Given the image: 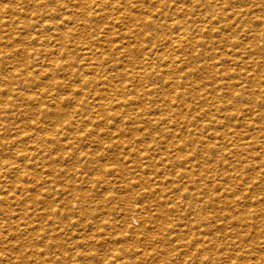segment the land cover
<instances>
[{"label":"rangeland","instance_id":"rangeland-1","mask_svg":"<svg viewBox=\"0 0 264 264\" xmlns=\"http://www.w3.org/2000/svg\"><path fill=\"white\" fill-rule=\"evenodd\" d=\"M209 1L0 0V264H264V0Z\"/></svg>","mask_w":264,"mask_h":264},{"label":"bare ground","instance_id":"bare-ground-1","mask_svg":"<svg viewBox=\"0 0 264 264\" xmlns=\"http://www.w3.org/2000/svg\"><path fill=\"white\" fill-rule=\"evenodd\" d=\"M226 3H227V1H226ZM215 4L216 3H212V2H208V7H211V8H214V9H216V12L214 13V14H211L210 16H213V17H216L217 16V14L219 13V16L220 17H222L223 16V14H225V13H223L224 12V0H218L217 1V7L215 6ZM198 5V4H197ZM32 25V23L31 22H28V24H27V27L28 26H31ZM51 24H49V27H52V26H50ZM201 27H203V25L201 26ZM262 27V26H261ZM206 28V27H205ZM189 33L188 32H183L182 33V35H177L176 37H175V39H174V41L176 42V43H178V44H180V43H183L184 42V38L188 35ZM263 34V33H262ZM30 39H32V36L30 37ZM263 137V136H262ZM42 139V138H41ZM262 142V144H261V146L263 147L264 146V139L261 141ZM198 200V199H197ZM207 204V203H206ZM209 206V205H208Z\"/></svg>","mask_w":264,"mask_h":264}]
</instances>
